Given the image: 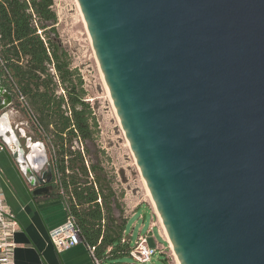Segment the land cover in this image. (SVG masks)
I'll return each instance as SVG.
<instances>
[{"label": "water", "instance_id": "1", "mask_svg": "<svg viewBox=\"0 0 264 264\" xmlns=\"http://www.w3.org/2000/svg\"><path fill=\"white\" fill-rule=\"evenodd\" d=\"M78 2L178 263L264 264V0Z\"/></svg>", "mask_w": 264, "mask_h": 264}, {"label": "trees", "instance_id": "2", "mask_svg": "<svg viewBox=\"0 0 264 264\" xmlns=\"http://www.w3.org/2000/svg\"><path fill=\"white\" fill-rule=\"evenodd\" d=\"M54 3L0 0V57L5 61L0 74L6 75L2 83L6 90L12 92L16 85L26 98L42 127L41 131L36 128L39 138L51 146L53 172L58 169L61 173L81 239L95 248L96 259L105 264L131 257L132 245L123 241L127 221L111 178L101 163L93 161L89 148L84 147L85 153L80 149L81 144L95 140L98 122L92 105L86 101L83 74L73 66L72 55L56 27ZM30 8L37 15V25ZM13 98L18 105L14 92ZM99 197L102 204L98 203Z\"/></svg>", "mask_w": 264, "mask_h": 264}, {"label": "rangeland", "instance_id": "3", "mask_svg": "<svg viewBox=\"0 0 264 264\" xmlns=\"http://www.w3.org/2000/svg\"><path fill=\"white\" fill-rule=\"evenodd\" d=\"M53 9L58 14L56 27L60 37L72 55L73 66L83 74L85 88L88 91L86 98L96 113L95 118L101 123L95 140L88 141L84 147L90 149V156L93 161L101 163L108 177L111 178L112 185L116 193L119 194L121 208L124 209V217H128L131 214V206L134 205L132 199L134 197L140 199L147 192L146 183L141 181L139 166L135 161L134 153L133 156L131 154L133 150L128 144L120 118L112 102L78 0H55ZM10 113L15 123L23 125L29 134L39 138L37 129L27 114L22 111L17 112L15 109H11ZM41 141L44 140L41 139ZM44 143L49 156L52 157L51 146L47 145L46 141ZM138 218L139 215L130 219L127 225V235L133 233L131 236L132 246L138 238L139 230L137 228L133 230L134 221ZM143 233L145 235L146 230ZM150 237V245L152 246L155 237L152 235ZM158 257L154 256L150 264H164ZM120 261L134 264L130 256L120 260H108L105 261V264H118Z\"/></svg>", "mask_w": 264, "mask_h": 264}, {"label": "crops", "instance_id": "4", "mask_svg": "<svg viewBox=\"0 0 264 264\" xmlns=\"http://www.w3.org/2000/svg\"><path fill=\"white\" fill-rule=\"evenodd\" d=\"M2 157L0 154L1 161ZM4 181L7 202L15 212L21 226L15 236L18 243L15 252L16 264H94L85 243L58 252L53 243L48 240L49 231L62 225L69 214L64 198L58 194L57 188L53 193H44L33 201L29 196L19 192L18 186L7 169L4 170ZM136 199L137 197L132 199L134 205L131 206V214L126 217L127 225L130 219L139 215L138 220L134 221L133 230L137 228L138 235L144 234L146 230L149 244L151 243L150 235L155 237L152 247H166L168 253L158 255L160 261L164 264H178L173 257V251L170 250V238L151 195L146 192L142 198L137 201ZM125 234L128 236L127 229ZM132 235L133 233H130L128 237L132 238Z\"/></svg>", "mask_w": 264, "mask_h": 264}, {"label": "built area", "instance_id": "5", "mask_svg": "<svg viewBox=\"0 0 264 264\" xmlns=\"http://www.w3.org/2000/svg\"><path fill=\"white\" fill-rule=\"evenodd\" d=\"M28 3H30V0H26ZM30 13L33 14L34 22L37 25L38 18L37 15L34 13L33 9L30 8ZM39 33H42V30L39 29ZM0 66L5 67V61L1 59L0 57ZM0 83L3 86V79L6 77V75H1ZM4 87V86H3ZM6 90V88L4 87ZM12 92L9 91L12 96L13 92L16 94L18 105H16L13 101L10 105H13L17 112H24L28 115L29 119L32 121L34 126L41 131L42 127L39 125L38 121L35 119L34 113L32 112L30 106L27 103L26 98L24 95L19 92V90L16 88V85L12 88ZM86 101L87 98H86ZM89 102V101H88ZM10 108V107H9ZM93 108V107H92ZM9 116L10 111L7 109ZM0 111V115H1ZM93 114L96 116L94 109ZM98 122V130L101 128V123ZM5 143L3 142L2 138H0V153L4 150ZM80 149L83 153H85V148L83 144H81ZM132 151V150H131ZM133 156V151L131 152ZM88 167H89V178L93 180V173L90 169V163L86 161ZM69 173L70 171L67 170ZM1 175H3V168L0 164V179ZM141 177V181L144 182V178L141 174H139ZM54 179H55V186L58 190V193L63 196L64 201L66 203V209H68L69 215L67 218V221L60 225L58 228H55L50 231V240L52 241L53 245L55 246L56 250L58 252L65 251L74 248L76 245L80 243H85L83 239H81L80 232L78 225L75 223V220L73 216L70 213L69 209V198L64 194V189L62 187V179H61V173L58 171V169L54 172ZM114 188V187H113ZM115 190V188H114ZM98 203L102 204V198L99 197ZM126 218V217H125ZM21 229V226L19 225V222L16 218L15 212L12 211L10 208V205L7 202V198L4 193V187L2 184V181L0 180V264H16V256L15 252L18 246L17 241L15 240L16 233ZM138 238L135 240L134 246H132V249L130 250L131 258L133 259L134 263L136 264H150L153 261L154 256H158L161 254L168 253L166 250V247L164 246H156L152 247L149 244V237L148 235L139 234L137 236ZM123 241L130 242L132 245V240L126 234L123 237ZM88 251L90 254H92L93 260L95 264H101L99 260L96 259L94 254V247H89L87 245ZM170 250H172V247L170 246ZM173 257L176 259L175 252L173 251Z\"/></svg>", "mask_w": 264, "mask_h": 264}, {"label": "flooded vegetation", "instance_id": "6", "mask_svg": "<svg viewBox=\"0 0 264 264\" xmlns=\"http://www.w3.org/2000/svg\"><path fill=\"white\" fill-rule=\"evenodd\" d=\"M14 108L13 105H10L9 111ZM12 125L15 129L16 135H18L20 140V147H13L14 150H17L15 153L10 151L8 146L5 144L4 150L0 153L2 154V161L0 164L4 170L7 169L13 181L19 188V192L24 196H29L31 198L30 192L38 190L41 191L43 195L46 190L47 193H53L56 189L55 179L53 174V181L47 182L49 177V172L51 168L53 169V164L51 161V156L47 152V160L44 162L43 157L39 158V155L36 154L35 150L38 147V143H41L40 138H35V136L29 134L27 128L23 125H19L12 120ZM44 142V141H43ZM20 150L23 151L20 154ZM4 187V174L1 175V179ZM46 188V190L44 189ZM40 196V195H38ZM38 196L35 197L37 200Z\"/></svg>", "mask_w": 264, "mask_h": 264}, {"label": "bare ground", "instance_id": "7", "mask_svg": "<svg viewBox=\"0 0 264 264\" xmlns=\"http://www.w3.org/2000/svg\"><path fill=\"white\" fill-rule=\"evenodd\" d=\"M85 22V21H84ZM86 24V23H85ZM129 144V143H128ZM146 183V182H145ZM146 187H147V185H146ZM147 192L149 193V195H151V193L149 192V190L147 189ZM157 209V208H156ZM170 240V239H169ZM171 247H172V245H171ZM173 250V249H172ZM176 260H177V257H176ZM177 262H178V260H177ZM179 264V263H178Z\"/></svg>", "mask_w": 264, "mask_h": 264}]
</instances>
